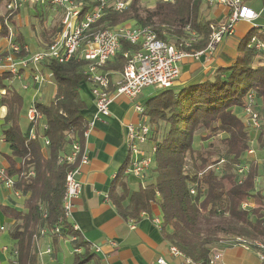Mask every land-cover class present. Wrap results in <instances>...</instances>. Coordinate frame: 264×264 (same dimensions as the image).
I'll use <instances>...</instances> for the list:
<instances>
[{
    "label": "trees",
    "instance_id": "trees-1",
    "mask_svg": "<svg viewBox=\"0 0 264 264\" xmlns=\"http://www.w3.org/2000/svg\"><path fill=\"white\" fill-rule=\"evenodd\" d=\"M10 2L0 0V8L5 10L0 14V38L8 35L7 25L19 11L10 13L6 9ZM141 4V0H131L121 13L106 11L94 27L103 30L132 23L149 28L158 39L178 49L206 48L216 23L202 16L203 0L157 1L151 9ZM263 28H253L245 35L231 66L212 71L205 81L162 90L143 103L151 130L149 142L155 148L152 167L146 171L149 176L141 177L142 181L137 179L139 184L131 187L123 174L126 162L110 186L108 199L124 221H139L155 205L160 213L162 240L192 262L207 264L213 248L235 238L264 243V193L256 186L260 166L248 155L251 141L264 150V124L254 140L253 132L235 112L242 113L249 93L254 97L257 114L258 102H264V53L247 47L251 37L263 39ZM191 38L194 41L186 48L184 42ZM19 41L23 47L21 36ZM137 50L138 47L122 42L104 71L108 75L121 74L127 63L124 55ZM45 64L56 88L49 104L35 106L46 125L41 134L49 141L46 149L40 137L30 140L22 134V95L3 84L12 78L9 73L0 76V89H6L0 98V105L6 108L4 123L8 125L2 133L9 149L4 157L8 164L6 174L14 179V189L25 198L20 212L1 209L6 218L14 221L9 237L14 242L18 264H38L34 236L41 227L53 228L61 219L68 167L57 160L70 144L67 133L73 131L83 143L81 134L86 127V104L80 95L81 87L88 85L83 73L85 63L72 59L65 64ZM217 137L219 151L210 142ZM195 138L207 142V147L195 149ZM241 166H247V171L239 182L237 168ZM30 171L34 176L26 177ZM191 187L196 188L194 196L190 195ZM246 202L254 204V208L241 209ZM61 230L60 236L74 238V264H88L92 255L81 235L68 221L61 223Z\"/></svg>",
    "mask_w": 264,
    "mask_h": 264
},
{
    "label": "built area",
    "instance_id": "built-area-1",
    "mask_svg": "<svg viewBox=\"0 0 264 264\" xmlns=\"http://www.w3.org/2000/svg\"><path fill=\"white\" fill-rule=\"evenodd\" d=\"M131 0H11L7 10L11 13L21 9L24 5L45 7L52 9L60 16V31L52 41L39 51L31 52L27 45L20 47L18 43L11 41L8 44V51L3 58H0V68L3 73H9L12 78L20 80L22 73L31 72L32 82L41 85L44 82L39 67L45 62L53 61L59 64L68 63L72 59L83 61L84 75L87 76L89 92L95 106L94 120L105 119L110 115V105L119 97H125L132 102L133 109L139 117L137 124L128 125L126 133V147L128 150V164L123 171L127 178L140 179L143 174L152 167V155L155 148L150 145V127L144 117L143 104L136 102L138 95L143 88L155 86L159 90L171 88L179 77V64L184 59L199 60L205 58L209 62L215 54L218 46L224 38L233 36L236 25L245 22L252 25V29L258 26L254 22L258 19L259 13L247 7L241 0H203L206 7L224 6L228 9V16L224 22L216 23L210 35L209 42L204 50L185 51L178 49L175 45L158 39L153 31L147 27H138L132 23H124L111 29H97L94 25L106 11L121 13L127 9ZM172 3L174 0H155V2ZM264 1V0H263ZM263 39L251 37L247 47L256 52L264 53V28ZM194 41L191 38L184 42L186 48ZM126 42L138 47L136 52L127 53L124 57L127 63L119 74V78L110 90V79L104 71L107 62L113 60L121 49V43ZM27 87L23 86L25 90ZM255 102L252 93L246 96V105L242 109V119L245 126L254 133H258L260 122L257 112L254 109ZM25 118L30 123L28 139L41 138L43 149L49 145V141L41 134L46 130L43 123V116L31 105L25 112ZM92 122H87L81 139H86L92 127ZM36 130L39 131L37 136ZM255 135V136H256ZM70 140L67 152L58 157V164L67 166L65 174L64 194L62 197L61 219L53 228L41 227L34 236V244L41 237L60 236L61 223L70 221L72 216L73 201L81 194V185L78 180L80 167L88 163L86 150L79 138L73 131L67 133ZM255 140V137H254ZM146 147H149L146 149ZM254 154L250 149L248 155ZM220 160L219 164H222ZM264 169V160L262 161ZM247 166L237 168L239 182L242 180ZM30 171L26 177H33ZM257 182V179L255 180ZM15 181L7 176L6 168L0 166V185L9 189L12 195L20 200L22 193L14 189ZM196 194V188H190V195ZM254 208L250 202L243 203L241 209ZM46 218L43 213L42 219ZM264 218V214H263ZM133 225V221H129ZM153 223L160 229V219L155 217ZM132 227V226H131ZM75 230L74 226H72ZM71 241L74 238L71 237ZM113 245L112 242H110ZM230 246L240 247L249 251L255 249L261 264H264V243L250 241L244 238H235L229 242ZM36 245V244H35ZM169 254L173 257L184 258L186 264H202L186 259L175 247H169ZM74 252H79L74 250ZM52 249L48 247L43 253L37 255L51 254ZM219 249L213 248L210 252L207 264H226L223 261ZM18 254L15 248L10 251V264H18ZM156 264H168L159 257Z\"/></svg>",
    "mask_w": 264,
    "mask_h": 264
},
{
    "label": "crops",
    "instance_id": "crops-1",
    "mask_svg": "<svg viewBox=\"0 0 264 264\" xmlns=\"http://www.w3.org/2000/svg\"><path fill=\"white\" fill-rule=\"evenodd\" d=\"M244 1L247 0L242 1L246 5ZM250 8L260 15L261 10ZM206 9L205 19L215 23L224 22L228 16V9L221 5L206 7ZM30 11L33 12L32 16L29 15ZM44 11L58 16L60 22L59 14L49 8L24 5L19 9L11 24L7 25L8 35L0 38V58L6 55L10 38L11 41L20 44V36L31 52L41 50L38 48L39 43L37 42L38 30L34 33L33 28L30 27L34 26V22H29L28 19L34 21L35 17H38L40 22H43ZM2 13L3 10L0 8V14ZM21 21L25 22L21 23ZM254 25L257 24L254 22ZM251 29V24L239 22L234 35L223 39L209 62H206L203 57L199 60L184 59L179 64L180 74L172 87L181 88L205 81L212 71L231 66L238 56L237 50L240 41ZM39 71L44 79V82L39 86L33 84L32 73L29 71L22 73L20 80L11 78L3 82L4 85L16 89L20 94L25 93L22 96V101L25 97L26 103L23 102L22 106L20 130L23 135L27 136L31 125L25 118L26 110L31 105L49 104L56 93L53 78L45 63L40 65ZM2 74L3 70L0 68V76ZM108 76L110 90H112L119 78V73H111ZM23 86L27 88L24 90ZM81 88L80 95L86 104V124L92 122L93 125L88 137L82 139L88 163L80 167L78 180L81 185V194L73 201L72 216L69 222L88 244L92 255L88 264H156L159 257H163L168 264H186L184 258L173 257L169 254L168 244L162 240L160 229L153 223V219L160 216L155 205L152 206L149 215H143L139 221L130 225L116 213L108 199L114 178L121 167L128 162L127 126L135 125L139 121L132 102L125 97H119L110 105L109 117L94 120L95 106L89 86L84 85ZM5 92L6 89H0V98ZM159 92L161 90L157 89L154 94L137 98L136 102L143 104ZM5 116L6 108L0 105L2 133L8 127L4 123ZM1 141L4 144V150L8 149L3 138ZM148 148L146 147V149ZM1 151L0 149V166L7 168L8 164L4 157L9 154V149L7 154ZM130 180L131 187L136 188L139 180L134 178ZM135 181L137 182L135 183ZM24 200V197L20 200L16 199L9 189L0 185V264H10V251L15 248L14 242L9 237V230L14 221L6 218L1 209L7 208L20 212L23 209ZM35 244L36 255L38 251L43 253L48 247L52 249L51 254L37 255L38 264H74L71 237L45 236L39 238ZM215 248L221 251L226 264H261L255 249L247 251L240 247L230 246L228 242Z\"/></svg>",
    "mask_w": 264,
    "mask_h": 264
},
{
    "label": "rangeland",
    "instance_id": "rangeland-1",
    "mask_svg": "<svg viewBox=\"0 0 264 264\" xmlns=\"http://www.w3.org/2000/svg\"><path fill=\"white\" fill-rule=\"evenodd\" d=\"M243 1V0H241ZM142 4L141 6L146 7V8H153L154 4H155V0H141ZM245 4L247 6L253 7L254 9H256L257 11L261 10L260 13V17L255 21V23L259 26H263L264 25V8H263V2L262 0H247L244 1ZM211 8V7H209ZM1 10L5 11L3 9V7H1ZM202 16H204V18H206V14H207V9L206 6L203 5L202 9ZM46 11V10H45ZM44 11V21L40 22V20L38 19V17H35L34 21L33 19H28V21L30 22H34V26H30L33 28L34 33L36 32V30H38V35H37V42L39 43L38 48L42 49L45 46H47L54 37H56L59 33V29H60V22H59V17L54 16L53 14H51V12L49 13L48 11L45 13ZM29 15H33V12L30 11ZM38 14V12H37ZM25 21H21V23H24ZM32 32V31H31ZM82 89V88H81ZM157 91V88L155 86H151V87H146L143 88L141 93L138 95L137 98L140 97H147L151 94H154ZM23 94H25L24 92L21 93V95L23 96ZM23 102L26 103V98L24 97ZM235 112L237 113L238 117L242 118L243 115L241 113L240 110H235ZM258 117H259V122L260 124H264V102H258ZM2 129V122L0 121V136H1V131ZM253 136L255 137L254 133H252ZM219 137L215 138V139H211L210 142H212V144L215 146L214 150L215 151H219L221 148L218 145L216 139H218ZM2 138L0 137V149L2 150L1 152H4L7 154L8 149L3 148V142L1 141ZM193 147L195 149H199V148H206L207 147V142H201L200 140H198V138H195L194 140V144ZM251 149L254 151V154H252V157H254V159L257 161V163L260 166V178L258 179V182L256 183L257 189L258 190H262L264 193V169L262 166V161L264 160V150H261L257 147L256 145V141H251ZM149 173V172H148ZM147 172H145L143 174V176H149ZM142 176V177H143ZM132 179V178H130ZM129 179V183H131V180ZM143 179L141 178V181ZM137 181H135L136 183Z\"/></svg>",
    "mask_w": 264,
    "mask_h": 264
}]
</instances>
